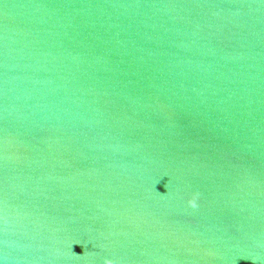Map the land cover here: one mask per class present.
I'll use <instances>...</instances> for the list:
<instances>
[{"label":"water","instance_id":"1","mask_svg":"<svg viewBox=\"0 0 264 264\" xmlns=\"http://www.w3.org/2000/svg\"><path fill=\"white\" fill-rule=\"evenodd\" d=\"M0 264H264V0H0Z\"/></svg>","mask_w":264,"mask_h":264}]
</instances>
